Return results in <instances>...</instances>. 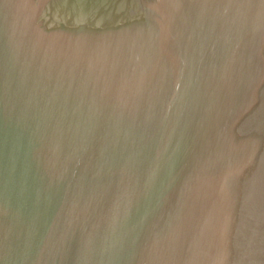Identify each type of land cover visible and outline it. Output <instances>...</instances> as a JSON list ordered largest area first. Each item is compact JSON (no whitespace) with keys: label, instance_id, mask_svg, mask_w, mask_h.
Masks as SVG:
<instances>
[{"label":"water","instance_id":"1","mask_svg":"<svg viewBox=\"0 0 264 264\" xmlns=\"http://www.w3.org/2000/svg\"><path fill=\"white\" fill-rule=\"evenodd\" d=\"M0 264H264V0H0Z\"/></svg>","mask_w":264,"mask_h":264}]
</instances>
